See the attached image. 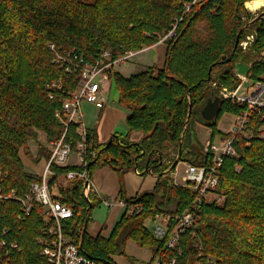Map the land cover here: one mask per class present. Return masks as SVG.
Masks as SVG:
<instances>
[{"label":"trees","instance_id":"1","mask_svg":"<svg viewBox=\"0 0 264 264\" xmlns=\"http://www.w3.org/2000/svg\"><path fill=\"white\" fill-rule=\"evenodd\" d=\"M191 1L0 0V170L7 175L1 182L4 194L15 191L17 197H24L34 183L42 181L39 175L27 171L21 152L35 163L48 162L51 151L39 142L40 134L50 143L59 140L66 129L56 118L61 104L48 98L46 86L62 81L67 95L76 90L77 77L53 63L55 53L47 45L59 53L75 52L87 62L107 51L117 59L159 43ZM252 1L205 0L197 4L179 23L176 35L166 41L163 68L149 67L129 78L113 71L118 104L130 112L126 120L129 133L140 132L144 137L136 144L130 141V135L116 133L102 145L97 131H88L86 170L92 176L95 170L109 167L120 182L136 171L143 176L152 173L159 179L153 191L133 199L121 191L127 208L138 205L142 212L130 216L125 208L108 238H92L88 232L82 237L88 210L92 205L89 227L92 211L102 201L96 195L86 198L82 181L69 183L63 197L73 209L74 218L64 224L63 230L86 258L114 264L111 257H128L126 244L134 241L152 252V262L169 256L177 259L175 264H264V119L259 113L251 116V138L234 137L238 157L224 159L216 192L224 198L223 203L196 206L197 193L175 185L172 173L167 174L174 164L172 160L167 164L173 154L171 148L177 158L181 144V162L196 166L211 163L209 155L193 148V122L211 128L213 141L224 114L239 116L245 111L224 100L219 92L222 88L234 90L240 84L235 75L237 63H249L248 77L253 81L264 76V63L260 61L264 22L254 31L250 50L244 52L239 47L249 36L243 19L250 23L245 4ZM215 97L221 98L222 110L216 124H207L201 112L208 99ZM77 128L72 124L67 129L66 140L73 149L81 141ZM30 142L39 143L36 156ZM90 151L96 152L95 158ZM52 170L66 174L84 168L52 166ZM187 211L196 220L181 236L176 251L167 248L169 236L158 240L146 226L158 214L182 215ZM42 215L39 205H33L31 215L25 217L20 202H0V243L4 241L9 250L3 264H46L37 240L47 235L52 224ZM11 244H17V249H11Z\"/></svg>","mask_w":264,"mask_h":264},{"label":"built area","instance_id":"2","mask_svg":"<svg viewBox=\"0 0 264 264\" xmlns=\"http://www.w3.org/2000/svg\"><path fill=\"white\" fill-rule=\"evenodd\" d=\"M203 1L205 0H192L186 3L182 17L176 20L172 30L162 35L159 43H166L167 40L173 38L176 35L179 23L190 15L194 6ZM254 41L255 34H252L240 42L239 47L242 51L247 52ZM50 47L55 53L53 63L65 69L68 74H75L78 82L76 90L67 93V95L63 90L62 81L51 82L46 86L48 98L51 101H59L61 104V110L56 113V118L64 124L66 129L59 140L51 143V158L40 175L42 181L34 183L26 196L17 197L15 191H12L10 195L3 193L2 180L0 178V202L9 199L20 202L25 217L31 215L33 205H39L43 208V220L52 224L47 235L37 240L42 247L41 255L44 257L46 264H109L86 258L80 247L65 235L64 224L74 218V212L64 202L63 192L70 182L80 180L83 182L86 198L89 199L92 195H96L103 203L111 205L109 201L102 200L94 185L92 176L86 170L88 167V162L85 158L88 130L85 128L83 104L86 102L99 110L104 109L106 104L104 84L111 81L115 67L132 60L140 53L147 51L148 48L145 47L140 51L128 52L117 59H114L112 52L107 51L100 58L87 62L75 52L59 53L54 46L50 45ZM260 61L264 63V51L261 53ZM235 75L240 80L237 88L234 90L222 88L220 94L224 100L245 108L242 114L236 116V123L231 132L232 137L229 140L222 141L221 146L219 145L220 143L214 144L213 141H209L206 144L205 154L211 157V163L208 166H196L185 162L184 173L178 169V165L171 172L175 185L190 188L197 193L196 206L201 205L203 202H217L220 204L221 197L216 193L219 187L220 169L225 158L238 157L237 151L233 146L234 137H252L249 132V126L253 113H259L264 119V76L246 87L250 80L247 77H240L236 73ZM72 124L78 126L77 134L81 138L75 149H73L72 143L66 140L67 129ZM74 154L78 157L77 167L84 168V170L79 172L70 171L66 174L53 172L52 166L67 167L71 156ZM96 155L95 151H90L92 158H95ZM136 173L140 175L138 171ZM212 195H217V198L215 200L212 199ZM122 204L124 208H127L124 202ZM127 209L130 216L138 215L142 212V208L138 205L130 206ZM150 220L154 224V228L151 231L153 236L158 240H164L169 236L167 248L171 251H176L179 249L181 236L194 225L196 219L191 211H187L182 215L158 214ZM172 222L175 223L173 228ZM17 247V244H11L10 246L11 249H17ZM6 248V243L2 241L0 243V264H3L5 256L9 255V250H6ZM176 261V258L167 256L158 258L151 264H175Z\"/></svg>","mask_w":264,"mask_h":264},{"label":"rangeland","instance_id":"3","mask_svg":"<svg viewBox=\"0 0 264 264\" xmlns=\"http://www.w3.org/2000/svg\"><path fill=\"white\" fill-rule=\"evenodd\" d=\"M253 1H255V0H253ZM248 3H251V2H248ZM248 3L245 4V9L251 15L252 19H251L250 23L246 19H243V22H244L245 26L248 25V27L250 29L248 31V35L250 36V35L254 34V31L256 30L257 26L259 24H261V22H264V8L261 7V8H263L262 10H259V9H261V8H259V9H256L258 11H255V10L251 11L247 8ZM255 21H257V23H256L257 25L254 24ZM164 44H166V43H164ZM47 48L50 49L51 51H53L49 44L47 45ZM256 58L257 57H255L254 60H257ZM141 60H147L146 63L153 65L154 61H155L154 60V51L139 54L134 59L129 60V61L123 63L122 65L115 67L114 73H119L123 77H128L131 74L137 72L138 69H140L142 67V65L139 63ZM249 61H250V59H249ZM144 69H145V67H144ZM249 72H250L249 63L248 64L244 63V62L237 63L236 68H235V73L240 77H247L250 80L249 83L246 84V87L250 86L253 83V80H251L248 77ZM104 87H105V89H108V88H109V90L111 89L110 92L108 93V95L107 94L105 95V101L107 103L108 108L110 110H115L118 112V114L116 115V126L114 128L113 134L117 133L123 137L130 135L131 133H129V129L126 126V120L129 116V112L127 110L123 109L118 104V92H117L113 77H112L111 81L104 84ZM219 92L221 94L220 89H219ZM83 113H84L85 128L87 130H89V131H92V130L102 131V130H104L105 118L101 114L100 110H98L95 106L85 102L83 104ZM235 118H236V116L232 115V114H224L221 117V119L219 120L218 127H217L218 133L215 135V137L213 139L214 144L220 143L219 145L221 146L222 141L224 142V141L229 140L231 138V137H229V138L223 137V136H221V134L222 135H231L233 126L235 125L234 124ZM192 130H193L194 135L196 137L195 144H194L193 148L197 149V151L203 150V152L205 154L206 144H207V142L212 140V134H213L212 129L193 122L192 123ZM55 141H57V140H54L53 142H55ZM39 142L41 144H44L47 148H51V143H53V142L49 143V141L47 140V138L43 134H40ZM38 145H39L38 142H30V144H29L30 149H31L34 156L37 155ZM199 146L202 149L199 148ZM171 152H173V154L169 156V159H167V164L170 163V160H172L173 163L176 161L175 160L176 154L174 153L173 148H171ZM21 157H22V160L25 161V163L29 160V162H31L32 165H35V166L39 165V163H35L34 159H30V158L26 157V155L23 151L21 152ZM74 160H76L75 154L71 156L67 166H74ZM25 166H26V169L28 172L38 175L37 169H30L27 165H25ZM181 166H182V164L179 165V168ZM99 170L100 169H97L93 172V174H92V180L94 179L93 181L98 180V171ZM102 172H103L105 178H106V176L110 177L112 174V170L109 167H106V169H104ZM6 176L7 175H4V173L0 170L1 180L5 179ZM211 198L215 200L217 198V195H212ZM219 202H220V204L223 203L224 198L221 197V200ZM113 215H114L113 210H111V209L105 207L103 204H101L99 207L95 208L92 211V221L90 224V229H93L94 227H96L97 224L110 225V223L114 219ZM146 226L151 231L154 228V224L152 223L151 220H148L146 222ZM129 242H131V241H129ZM132 242H134V241H132ZM128 243L126 244V248H127ZM134 243H136V242H134ZM146 250H148V249H146ZM126 255L128 257H126V258L122 257V258H125V260H127L130 263L136 262V260L133 257H131L127 254V251H126Z\"/></svg>","mask_w":264,"mask_h":264},{"label":"crops","instance_id":"4","mask_svg":"<svg viewBox=\"0 0 264 264\" xmlns=\"http://www.w3.org/2000/svg\"><path fill=\"white\" fill-rule=\"evenodd\" d=\"M150 51H154V60H155L154 64L150 65L146 63L147 60H141L139 63L142 65V67L138 69L137 72L131 74L130 76L126 78H129L132 75L137 74L149 67L157 66L160 69L163 68L165 64V59H166L167 45L164 43H157L153 47L148 48V50L143 53L150 52ZM143 53H140V54H143ZM105 90H106V94L108 95L111 89L109 90L108 88ZM100 111H101V114L105 118V122H104L105 127H104V130L102 131L98 130L97 135H98L99 143L103 145V144L108 143L113 135L114 128L116 126V115L118 114V112L115 110H110L107 106V103L105 104L104 109H101ZM129 115H130V112H129ZM236 119L237 117L235 118V123H236ZM143 137L144 135L142 133L133 132L130 134V141L138 144L142 141ZM47 163H48L47 161L42 160L38 166H35V165H32L31 162H29L28 160L25 163V165H27L30 169H37L38 171L37 174L41 175ZM184 163L185 162L178 164V169L183 173L185 171ZM180 164H182V166L179 168ZM74 166H78L77 156H76V160H74ZM104 169L106 168H101L98 171V180L93 181V182L102 200L109 201L111 203V205H107L102 202V204L105 207L114 211V215H113L114 219L112 220L110 225L97 224V226L94 227L93 229H90V225H89L87 232L92 238H96L98 236L108 238L110 236L115 224L117 223V221L120 219V217L124 213L125 208H124V205L122 204V202L124 201L120 197V193L122 190L124 191L126 198L133 199L140 194L153 191L159 179L157 175H154L152 173H149L148 175L143 176L140 172H139L140 175L137 174L136 172H131L124 176L123 182H120L119 177L113 171L110 177L106 176L105 178L102 172ZM126 251L129 256L133 257L136 260V262L130 263L127 260H125V258L113 256L111 258L114 264H151L152 263V260H153L152 253L149 250L140 248L136 243L132 241L128 243Z\"/></svg>","mask_w":264,"mask_h":264},{"label":"water","instance_id":"5","mask_svg":"<svg viewBox=\"0 0 264 264\" xmlns=\"http://www.w3.org/2000/svg\"><path fill=\"white\" fill-rule=\"evenodd\" d=\"M221 104H222V101H221L220 97L208 99L206 106L204 107V109L201 112V118L203 119V121L205 123H207V124H216L217 123L218 117H219L221 110H222ZM181 148H182V144L180 145V151H179L178 157L176 158V161L174 162L172 167L167 171V174L171 173L172 170L181 162V153H182ZM91 208H92V205H91ZM91 208L88 210V213H87V220H86V223H85V226L83 229L82 237L85 236V234L88 230L89 215H90Z\"/></svg>","mask_w":264,"mask_h":264},{"label":"bare ground","instance_id":"6","mask_svg":"<svg viewBox=\"0 0 264 264\" xmlns=\"http://www.w3.org/2000/svg\"><path fill=\"white\" fill-rule=\"evenodd\" d=\"M264 7V0H255L247 4V8L251 11Z\"/></svg>","mask_w":264,"mask_h":264}]
</instances>
